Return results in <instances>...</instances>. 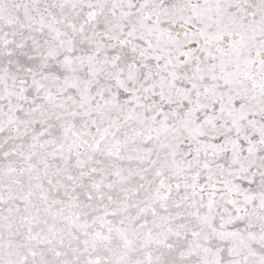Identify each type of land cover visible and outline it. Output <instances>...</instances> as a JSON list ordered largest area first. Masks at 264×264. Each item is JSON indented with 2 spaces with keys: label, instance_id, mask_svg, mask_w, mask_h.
<instances>
[{
  "label": "snow or ice",
  "instance_id": "6c2138e0",
  "mask_svg": "<svg viewBox=\"0 0 264 264\" xmlns=\"http://www.w3.org/2000/svg\"><path fill=\"white\" fill-rule=\"evenodd\" d=\"M0 264H264V0H0Z\"/></svg>",
  "mask_w": 264,
  "mask_h": 264
}]
</instances>
